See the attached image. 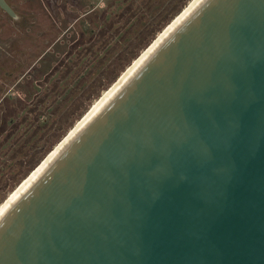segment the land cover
I'll return each mask as SVG.
<instances>
[{
  "label": "water",
  "instance_id": "1",
  "mask_svg": "<svg viewBox=\"0 0 264 264\" xmlns=\"http://www.w3.org/2000/svg\"><path fill=\"white\" fill-rule=\"evenodd\" d=\"M0 264H264V0H203L0 216Z\"/></svg>",
  "mask_w": 264,
  "mask_h": 264
},
{
  "label": "rangeland",
  "instance_id": "2",
  "mask_svg": "<svg viewBox=\"0 0 264 264\" xmlns=\"http://www.w3.org/2000/svg\"><path fill=\"white\" fill-rule=\"evenodd\" d=\"M188 1L6 0L15 16L0 8V211Z\"/></svg>",
  "mask_w": 264,
  "mask_h": 264
},
{
  "label": "bare ground",
  "instance_id": "3",
  "mask_svg": "<svg viewBox=\"0 0 264 264\" xmlns=\"http://www.w3.org/2000/svg\"><path fill=\"white\" fill-rule=\"evenodd\" d=\"M203 0H189L186 12L180 14L175 20H173L169 29L163 34V36L156 41L154 46L150 48L144 55L130 68V70L122 77L118 84L112 88L108 94L96 104L90 114L73 130L70 135L64 139L54 153H52L46 162L29 178V180L20 188V190L12 197V199L5 205L0 211V216L6 211V209L21 195L28 187L34 182L42 171L48 166V164L56 157V155L65 147V145L92 119V117L109 101V99L124 85V83L137 71V69L144 63V61L155 51V49L165 40V38L202 2ZM145 51V50H144ZM99 101V98L95 102ZM94 102V103H95Z\"/></svg>",
  "mask_w": 264,
  "mask_h": 264
},
{
  "label": "flooded vegetation",
  "instance_id": "4",
  "mask_svg": "<svg viewBox=\"0 0 264 264\" xmlns=\"http://www.w3.org/2000/svg\"><path fill=\"white\" fill-rule=\"evenodd\" d=\"M5 2H6V0H4ZM1 8V7H0ZM2 9V8H1ZM3 11H5L4 9H3ZM6 12V11H5Z\"/></svg>",
  "mask_w": 264,
  "mask_h": 264
}]
</instances>
